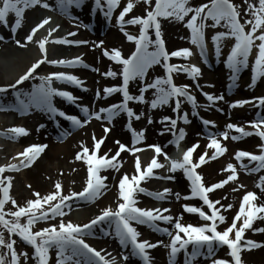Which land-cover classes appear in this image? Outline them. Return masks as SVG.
I'll return each mask as SVG.
<instances>
[{"label": "snow or ice", "instance_id": "6c2138e0", "mask_svg": "<svg viewBox=\"0 0 264 264\" xmlns=\"http://www.w3.org/2000/svg\"><path fill=\"white\" fill-rule=\"evenodd\" d=\"M140 2L146 5V15H135L126 19V14L132 12L136 4ZM120 3L121 0H103V2L102 0H92L91 11L101 12L105 19L110 21ZM245 3L247 7L244 9V13L250 16V19L241 17L240 6L233 3V0H206L205 3H201L198 6L191 5L190 0H154V4L153 0H127L115 19L127 40L135 42V50L127 57H124L118 48H112L110 51L103 49V54L106 57L122 67L117 72L109 66L108 70L102 75L105 77H116L119 75L122 78V83L112 86L106 85L103 88V97L99 88L95 92L97 99L107 98L117 92L123 98L121 101L112 103L107 107H100L99 110L90 108L89 105L83 103H77L81 98L75 96L71 91L56 86L57 83L67 84L87 91L85 81L76 74L57 71L49 72L46 75H38L36 70L45 62L50 65L92 68L91 65H88L82 59L83 54L71 59L48 58L46 43L60 25L57 24L54 28H51L48 36L34 41L37 30L47 25L52 19L50 16H45L31 28L25 37V41L38 44L42 55L14 83L0 86V93H6L11 89L15 97V110L22 115H27L34 110H40L48 114L52 119L57 116L64 118L73 127L86 125L93 117L106 120L110 124L115 117L121 113H126L128 116V124L126 126L133 133V145H136L139 140L144 138L145 129L137 132L132 128L131 121L133 118L139 120L145 116V113L143 111L136 113L133 108L129 107V101L147 103L149 109L170 106L172 107V112L177 115L175 118L168 115L160 117V123L164 124L161 134L165 131L170 132L172 139L168 143L178 147L187 135L185 128L178 127V121H183L184 124L191 123L188 112H182L184 103L191 105L192 115L198 117L199 108L216 107L218 101L224 100V95H215L203 91V86L198 82V77L202 75L199 66L195 64L189 66L170 63V58L172 57L187 59L192 53L189 48H180L171 52L167 50L162 35L160 18L184 22L191 32V43L199 48L205 63H207V44L204 30L209 26H220L223 21L228 31L213 33L211 40L217 56L221 54V42L223 39L234 38L235 40L225 60V65L230 69L229 87L237 86L241 69L249 66V56L254 47L257 52L251 65V83L248 87H255L258 79L264 77V0H258V3L245 0ZM86 4L87 0H55L54 4L48 3V0H0V23L8 26L9 14L14 13L15 21L11 23V31L14 34L22 23L25 10L39 5L45 9L56 10L62 15L69 17L77 29L81 26L88 28L89 25H81L78 18L71 11L73 6L80 9ZM186 17L188 19H185ZM209 20L212 21L211 25L207 23ZM126 24L139 25V35L127 32L124 28ZM248 25H250V28L246 30ZM149 29L154 30V40L149 34ZM75 35L76 31H70L65 37L54 38V42L68 45L89 44L87 40L68 38ZM2 38L0 37V39ZM257 40L259 41L258 44L256 43ZM15 42L19 46H25L20 40ZM103 43V41H99L92 46L102 47ZM150 46H152L151 50ZM155 65H162L165 75L155 76L149 82L148 72ZM93 70L99 72V69ZM181 72L186 73L190 79L196 82V88L206 98L207 104L202 105L197 101L196 96L189 91L192 87L191 85L175 83L173 73ZM37 79L39 83H33L30 89L25 90L22 87L24 82ZM136 79L141 82L138 86L139 94L133 95L129 91V83ZM150 89L154 90L152 99L146 100L145 93ZM56 97L76 105L84 118L81 119L75 114L66 113L57 107L55 103ZM253 102L257 106L264 108V96L236 99L230 101L228 107L235 108ZM218 110L223 112L222 108H218ZM200 119L206 127L208 125L215 126L216 124L213 120L203 117H200ZM147 120L148 123H153L151 115L147 116ZM245 123L251 126L252 131L229 120L223 131L218 133L209 132V143L205 152L200 154L198 159L194 158L193 153L198 148L199 141L187 147L179 158L169 156L159 144L148 145V147L154 149L155 154L146 165L142 163L139 156H136L135 173L131 177L125 173L119 180L118 199L120 202L117 203L115 209L111 206L103 208L98 215L94 216L86 224L73 223L70 220L65 221L63 219L66 215L64 209H70L73 200L92 201L99 198L108 190L107 177L100 175L101 170L109 168L118 170L122 166L121 160L118 159L122 151L127 150L130 153H136L141 149L134 146L129 147L116 140L114 143L118 145V148L113 155L109 156L111 149L103 153V155H98L102 144L106 140L107 133L110 131V128L104 125L105 136L97 139L95 133H93L94 144L91 152L88 146L80 142L81 150L75 154L76 160H84L88 165L85 185L81 191L69 190L68 194H64L62 183L57 181L54 185L55 191L44 196L34 192L33 195L36 198L27 200L21 206L9 194L13 178L4 175V173L6 170H19L20 167L30 166L47 145L32 144L26 147L23 152L17 153V156L21 158L19 163L0 165V264H29L30 260H34L35 264H49V253L50 249L53 248L56 249V264H117L116 256L105 252L103 249L97 250L85 239L86 236L94 234L93 229L97 225L105 222L114 226V235L122 249H126V251L121 252V257L124 261H127L130 257H138L143 264H153V258L149 250L155 249L157 246H163L167 249L168 264H177V258L181 253L183 254V264H199L201 258L206 259L208 264H244L241 257L242 249L251 250L264 246L261 242L246 239L244 235L248 229L254 232H264V228L253 227L254 221L258 219L264 220V203H258L259 197L257 193L253 191L245 192L240 201L239 209L231 218V223H228V217L225 213L233 205H225L220 203L219 200L211 199L210 193L215 189L222 188L229 181H235L238 178L236 165L229 162L221 171L230 172V174L225 179L210 185L205 184L202 174L197 169L206 163L207 160L215 159L227 152L226 145L221 143V140L217 138L218 136L224 140L231 138L237 141L255 134L264 141V116L257 113L256 119ZM43 127L45 125L40 124L37 130ZM28 131L23 126H13L7 132L0 133V135L14 139L20 135H27ZM233 131L237 134H232ZM62 134H67V130H64ZM207 148L214 149L211 156L208 155ZM257 148L259 149L258 153L241 149H237L234 153V158L240 162V168L248 173H258L264 170V143L257 145ZM161 154L168 162L169 173H175L178 170L183 171L186 178L190 181V193L173 192L169 187H164L162 190L154 192L142 186V182L151 178L175 179L174 175H159L154 171L165 167V164L159 162L157 158ZM244 158H248V164L243 163ZM253 162L254 166L250 167L249 165H253ZM240 187H244V185H240ZM256 187L264 192V175L259 176ZM233 191H236V189H233ZM139 193H145L157 200H167L169 196H174L177 201L199 198L209 211H205L202 206L184 203L181 205L184 212L198 214L203 223L184 222L183 212L174 215L170 207L138 206L137 195ZM9 201L15 207V211L5 210V205ZM22 217L25 218L24 222H21ZM56 217H60L58 223H48V221ZM40 221L46 222V226L33 230V226ZM238 221H240L239 224ZM161 222L170 225V227L162 226ZM223 224H227V227L221 230L219 226ZM137 225L147 226L156 232L167 235L169 238L168 242L165 243L163 240L151 242L148 239H140L142 234L138 230ZM5 231L8 234L7 239L5 238ZM105 234L108 235L109 233L106 231ZM13 236H19L20 241L30 246L33 251L29 253L26 250H18L16 247L18 241L13 239ZM222 246H227L229 250L228 256L231 257V260L217 256V251Z\"/></svg>", "mask_w": 264, "mask_h": 264}, {"label": "bare ground", "instance_id": "6f19581e", "mask_svg": "<svg viewBox=\"0 0 264 264\" xmlns=\"http://www.w3.org/2000/svg\"><path fill=\"white\" fill-rule=\"evenodd\" d=\"M126 2V0H124ZM240 1V0H237ZM241 2L245 3V0H241ZM146 5L143 2L137 3L136 6L132 11H137L139 13H142L143 15L146 14L145 12ZM87 9H88V1L86 6H83L80 9H77L74 7V10L76 12L78 20L81 22V24H87L89 25V30H78L76 31L77 38H74L76 40H87L89 41V44H86L87 46L81 48L79 45L76 46H70L65 47L62 44L57 45V52L61 53L64 49H68L71 51V53H68L66 56V59L73 58L77 55H82V59L88 64L91 65L92 68L78 66V67H69L72 68L70 70L71 73L76 74L81 79L85 81V85L87 86V91H82L79 95L81 96V99L77 101V103H83L86 105H89L90 108H94L95 110H99L100 107L103 105V98L97 99L95 96V90L96 87V81L102 73L106 72L111 66V68L117 72L120 71L121 65L110 60L106 59L103 56H98V49L97 47H93V41L95 36H98L99 33H105L107 36L105 38V41L110 43V46H117L120 50H123L124 52H127V46H128V40L126 36L122 33L119 27L109 28L105 30L107 27L105 26V23L103 24L102 16L99 15L98 18L93 23L89 22V19H87ZM244 9V8H243ZM141 15V14H140ZM142 15V16H143ZM128 19V18H127ZM68 26V24H67ZM135 25H131L132 28H134ZM166 27L169 29L171 28L170 25L167 23ZM66 34L70 31H75L73 27H67ZM0 37H3L0 39V86L9 84L10 82H6L9 77H11L13 74L19 73L23 68L28 66L32 61V53L34 48L37 46L32 42L25 41L23 39V34L20 30H16V32L13 34L11 31V26H3ZM62 37V36H59ZM71 39V37H68ZM180 38L179 34L176 32L171 31V35L168 37L169 43H172L173 41H178L177 39ZM16 40H20L22 44L25 46H19L16 44ZM104 41V42H105ZM183 42V41H181ZM112 44V45H111ZM107 46H103V49H107ZM112 48V47H111ZM35 57V56H34ZM31 66V64H30ZM67 67V66H64ZM93 69H99V72L93 70ZM179 77H182L184 80L188 79V76L186 73H179ZM157 76L156 66L154 68L150 69L148 72V81L150 82L153 77ZM109 79H117L116 77H107ZM201 84L205 85V89L209 92H213L215 94V89L217 92L224 93V98L229 97V99L226 101V103H229L230 101L236 100L238 98L245 97L243 94L248 93L249 90L245 87V84L243 82H240V89H237L236 87H233L232 90L227 89V84H223L222 79L223 76L220 74L215 75L214 77L208 76L206 73H202V75L198 78ZM141 82L139 79L130 81L129 83V91L133 95H138V86ZM218 83V85H216ZM238 83V82H237ZM66 87L68 91H71L75 96H77L74 93V89L71 85L62 84ZM212 85V86H209ZM217 86V88H214V86ZM154 90H148L145 93L146 100L152 99V93ZM206 91V90H205ZM206 91V92H207ZM259 93V92H258ZM56 104L58 106H61V108H65L67 106V103L63 101L61 98L56 97L55 98ZM133 105V110L136 113L144 112L145 116L141 117L139 120L133 118V124L137 131L139 132L141 129H145L144 131V138L142 140H139V143L146 145L150 141H159L166 149L170 147V144H166V140L168 138V132L165 131L163 134H161V130L163 129L162 124L160 123V113L161 111L166 109V106L162 108L157 109H149L147 103H140L137 101H131ZM71 105V104H70ZM258 107L256 104H245L243 106H238L235 108H229L226 106V104L223 101H218L216 107H211V109H204L199 108L200 112H206L211 113L212 115L209 116L208 119L214 120L216 124H221L222 128L224 129V122L219 120L220 116L227 115L229 118L234 119L235 123L240 124L244 126L247 130L252 131V128L250 125L246 124V121H243L241 119H248L253 120L257 118V113H260L257 111ZM218 108H222L223 112L219 111ZM72 110L74 112H78L79 115L82 117L83 114L81 113L80 109L77 106L72 107ZM229 113L231 114L229 116ZM104 115V114H102ZM151 115L153 118V123H148L147 116ZM215 115V116H214ZM262 115V114H261ZM217 116V117H216ZM60 121L59 128H55L53 125V122ZM26 119V121L23 122L21 126L26 128L27 126H31V123H29ZM103 122H106L107 126L110 128V131L107 133L106 140L102 144L101 149L98 152V155H103V153L108 152L109 149L112 151L109 153V155H113L118 148V145L114 141L119 140L121 142L130 144L129 134L126 132V130L123 128L120 118H114L113 121L109 124L108 121L103 119H96L93 117L90 122L86 125H83L81 128L76 130L75 132L71 133L65 142H62L60 144L55 142V139L60 133H63L64 130L70 131L73 126H71L69 121H65L60 119V117H56L55 119H52L48 114L45 113L42 120L39 122V124L32 129H28L27 135H20L17 138H8L4 135H0L2 138L8 139V141H11L10 143H2L0 142V150L1 152H4L6 150H10V152L6 153V160L7 162L2 163L1 165H5L8 163H19L20 157L17 156V153H21L24 151V146L20 144V147L17 145L18 143H15L16 148L18 151L15 153V148L12 150V141H19L24 140L26 138H31L35 136L42 137V139L46 142L47 147L40 153V155L37 157V160H35L31 166L27 167H20L22 170H6L4 175L11 176L13 181L16 182L15 188L10 189L12 193H17L15 195V200L17 201L18 205L23 206L25 204V200L29 199H35L36 197L33 195L34 192L40 193L41 196H44L50 192L55 191L54 185L57 181H60L62 183V190L64 194H68L69 190L72 191H81L84 187L85 178L87 177V163L84 160H76L75 154L76 152L80 151V142H83L86 146H88L90 152L93 147L92 142V136L93 133H95V136L97 139H99L102 136H105L104 132V125ZM192 127L189 129L188 134L186 135V138H193L195 136L199 137L198 140H200L199 146L201 149L205 152L206 146L209 143L208 141H205L203 137V127L195 122H193ZM40 124L45 125V127L38 129V126ZM7 129H10L9 126H5ZM6 130H0V133L7 132ZM203 129V130H202ZM207 129H205L206 131ZM199 133V135H198ZM236 134V133H234ZM27 139V140H28ZM221 143L226 145L227 152L225 154L220 155L217 159L208 161L206 164L199 167L202 172V176L204 181L209 180L213 178V176H217L221 173H227L228 175L230 172H223L221 169H224L226 165L231 162L234 165H237L238 162L235 160V158H231L232 156V150L234 147H236L238 144L240 146H249V147H256L257 145L264 143L257 135H251L249 137L242 138L237 141H230V140H224L220 139ZM56 144H55V143ZM2 143V144H1ZM33 143V142H31ZM30 145V144H29ZM28 146V145H27ZM239 148L237 149H241ZM49 147H51V150H48ZM197 150V149H196ZM214 149L207 148L208 155H211ZM46 151H48L46 156ZM12 152H14L15 157L12 160ZM43 153V154H42ZM148 154L149 159L152 158V156L155 154L153 151H146ZM45 156V157H44ZM135 158L136 156L132 153H128L126 150L122 151L121 156L118 157L119 160L122 162V166L119 167L118 170L115 169H106L101 170L100 175L107 177V187L108 190L104 192L99 198L92 200V201H86L85 204V214H88L90 216H96L100 213V211L108 206H111L113 209H115L116 205L119 201L118 199V183L123 174L127 173L129 177H131L135 173ZM158 161H160V157L158 156ZM42 160L43 163H42ZM151 160V159H150ZM150 160L141 159L142 163L146 165L150 162ZM240 163V162H239ZM243 163H248V158L243 159ZM74 170V171H73ZM156 171H160L161 175H174V180H165L164 187H169L173 190V192H180L182 194H186L187 190L190 189V181L186 178V176L180 171H176L175 173H165L162 172L160 169H155ZM246 173V172H245ZM225 174V175H227ZM250 174V173H246ZM257 177H253V180L250 182H246L243 180L241 175H238V178L235 181H230L229 187L226 192H223L221 194L216 193V191L212 192L211 199L213 200H219L220 203L227 205L231 198H234V195L237 193V189L233 188L232 186L238 187L242 184H251L255 191L257 192V196L259 197L260 201H264V192L261 191L260 188L256 187V182L259 179V174H256ZM253 176V175H251ZM158 184V180L155 178H151L147 181L142 182L143 187L147 188H155ZM30 185V187H29ZM24 186V187H23ZM164 187H158V190L163 189ZM27 189L30 194L26 193L24 189ZM233 189H236V191H233ZM226 190V188H225ZM186 192V193H185ZM190 193V192H188ZM138 199V206L140 207H149V202L153 200L154 198L145 194V193H139L137 195ZM161 205L159 207H170L172 209V214H179V205L181 202L186 200H179L177 201L174 196H169L167 200H160ZM78 203V200H73L71 202V206H74ZM146 204V205H145ZM47 207V205H45ZM236 207V206H235ZM235 207H233L235 210ZM232 209H228L225 213L228 217V220L230 221L229 212ZM223 211V210H222ZM64 212L66 215L63 217L65 221H72L75 222L77 215L68 212V208L64 209ZM60 220V217L58 219H52L51 221H48V223H58ZM183 221L184 222H192V223H203V221L200 220L199 217L194 216H184L183 215ZM42 223V227L46 226V222L40 221ZM163 226L170 227V225L163 223ZM240 221H238V224ZM99 226V227H98ZM143 225H137L138 230L140 231L142 229ZM264 226V220H256L253 222L254 228H262ZM113 225H110L108 222H105L103 224L97 225L93 229V235H88L85 237L86 241L92 245L93 247L97 248V250L103 249L105 252L110 253L113 255V252L109 250V245L111 243L115 244L117 241L116 236L113 233ZM108 232L109 234L106 235L105 232ZM159 234V232H156ZM155 235V240H162L161 237H158V235ZM234 235V234H233ZM245 238L251 239L258 237L262 241H264V232H254L251 229L246 230L245 232ZM165 242V240H163ZM163 246H157L155 249H151L150 255L153 258V264H168L167 262V255L161 256L160 251L163 250ZM228 249L227 246H222L217 251V256L219 257H226L228 256ZM249 251V252H248ZM103 254V253H102ZM241 257L244 262V264H264V259H261V254L259 251L251 249V250H245L243 253L241 252ZM130 260L133 264H139L138 262H135L132 260V257H130ZM179 260L183 262V255H179ZM203 258L200 259L199 263L202 262ZM263 260V261H262ZM128 264V263H127ZM178 264V262H177Z\"/></svg>", "mask_w": 264, "mask_h": 264}, {"label": "rangeland", "instance_id": "374dc122", "mask_svg": "<svg viewBox=\"0 0 264 264\" xmlns=\"http://www.w3.org/2000/svg\"><path fill=\"white\" fill-rule=\"evenodd\" d=\"M102 2H103V0H102ZM126 2L124 0H121V3H120V5H119V7L117 9H119V8L121 9ZM205 2H206V0H190L191 5H195V6H198L199 4L205 3ZM251 2L252 3H258V0H251ZM48 3L54 4L55 3V0H48ZM90 3H91V0H88V4L89 5H90ZM233 3H235V4H237V5L240 6L241 17L248 18V19L251 18L250 16H248L247 14L244 13V9L247 7V4L246 3L241 2V0L240 1L233 0ZM45 10H52V9H45V8L39 6V5H37L35 7H30L28 9H26L25 12H24V14H23L22 23L20 25L21 32H23V34H24V31L26 30V28H28V26L30 25V23L33 22L39 16L38 14L41 11H45ZM116 10L114 11L115 13H116ZM71 11L76 16L75 10L71 8ZM140 14L142 15V13H139L137 11H132L129 14H126V17H132V16L140 15ZM103 18H104V16H103ZM64 19L69 20L70 18H68L65 15H59V21H58L57 24H59L60 27L54 33H52V36L49 37V40L46 43L47 56H48L49 59H60V58H64V57L68 56L67 54H68V51L69 50L68 49H64L61 53H58L56 46L59 45L60 43L58 44V43L54 42V38H57V34H59V33L64 34V30H66V25L63 22ZM160 19H161V23H162V35H163V39H164V41H165V43H166V45L168 47V50H173V49H176V48H189V49L192 50V52L194 51V44L191 43V41H190L189 29L185 26V23L184 22H179V21H176L174 19H164V18H160ZM185 19H188V17H186ZM8 20H9V25H11V23H13L15 21V14L14 13H10L9 14V17H8ZM69 22H72V20H69ZM114 22L116 23L115 20H114ZM242 22H243V20H242ZM167 23L170 25L171 28L168 29L166 27ZM208 24L211 25L212 24V21L210 20V22H208ZM3 26H5V25L3 23H0V32H1L2 28H3ZM136 27L137 26H135L134 29L132 27H127V28H125V30L127 32H129L130 34H132V33L136 34V31H135ZM247 28H250V25L246 26V30H247ZM171 31L172 32H176L177 34H179V37L180 38L177 39L178 41H173L172 43H169L168 37L171 35ZM223 31H228L227 27L224 26V22L223 21L221 22V25L220 26H217V27H211V26H209V27H207L204 30V32H205V40H206V44H207V53H208V55L211 58L210 60L213 61V63H214L213 64V66H214L213 69L214 70L212 69V70L209 71V74L210 75H215V73L218 71L217 69L220 68V64H222L223 55L225 54L228 46L235 41L234 38H225V39H223L222 42H221V54L219 56H217L216 53H215V49H214V46H213L211 37H212L213 33H215V32H223ZM258 33H259V30H258ZM48 34H49V32L47 33V36H48ZM99 36H100V38H98ZM105 36H107V35L105 33H102V34H99L98 36H95V38L102 40L101 38H103ZM150 36L152 38V35L151 34H150ZM181 41H183V42H181ZM256 43L258 44L259 41L257 40ZM103 44H104V46H107L109 50H111L112 48H118L116 45L113 46L111 44L112 46H110V43L107 42V41H105ZM132 44H133V41H128V46H127V50H126L127 52H128V49H130L132 47ZM62 45L65 46V44H62ZM85 46L86 45H82V47H85ZM150 48H151V46H150ZM120 51L122 53L124 52L123 50H120ZM256 52H257V49L254 47L252 49V52H251L250 57H249V66H251V63L253 61L254 54ZM41 55L42 54L40 53V50H39L38 45H37V47H35L34 50H33L32 59L35 61L36 59L40 58ZM179 60L183 62L182 59H179ZM34 61H32L30 64H32ZM30 64L28 66H26L25 68H23L19 73L15 74V75L13 74L11 77H9L7 79L6 82H10L9 84L14 83L15 80L18 79L19 76L22 75L23 72L26 69H28V67H30ZM155 66H156L157 76L158 75L159 76H164V73H163V70H162L161 65H155ZM201 67L202 68H205V65H201ZM249 70H250V68H249ZM36 71H37L38 75H46L49 72H57V71H65V72H68L69 69L68 68H63V67H53V66H50L49 64H46L45 63V64H43V66H41L40 68H38ZM118 79H119V75L117 76V79L116 80H113V81H111L107 77L100 76V78H98V80L96 81V87H95V89H97V88H100V89L102 88L103 89L109 83L110 84H116V83H118ZM33 83H39V80L38 79L37 80H28V81L24 82V84L22 85V87L25 90H28V89H30V87H31V85ZM56 86L65 89L64 85H62V84L57 83ZM18 87H21V86H18ZM74 92L77 93L78 90H75V88H74ZM9 95H10L9 92H6V93H3V94L0 95V107L5 106L3 104H7L8 101L9 102L11 100L13 101V97H10ZM198 97L199 96H196V98H198ZM200 98H201L200 99V101H201L202 100V97H200ZM170 109H171V107L170 106H167L166 109L162 112L161 116H163L165 112L166 113H169L170 112ZM67 111H69V110H67ZM183 111H187L188 112V114H189V120L191 122L194 120L196 123H199V122L201 123V121H200V117L201 116L207 118V115H205L204 112L201 113V114H199V116L196 117V118L193 117L192 111H191V105H189L188 103H185V105L183 106L182 112ZM43 115H44V112H42L40 110H34V111H31L29 114H27L26 117H23V120L25 118L30 119V121L32 123L31 126L33 127V126H37L39 124V122L42 120L41 117H43ZM6 117H9V118L11 117L12 120H13L12 125L13 124L15 125V122H17L19 120L20 115H18L16 112H12V115L11 116H7L5 113H0V119L1 118L4 119ZM185 125L189 126V125H191V123L185 124ZM213 133H215V132H213ZM63 137L60 136V137L56 138V141L58 143H60L62 140H64ZM195 139L196 138L194 137L191 140H195ZM22 141H21L22 144H24V143L26 144V143H29V142H32V141L41 142L42 139L41 138H38V137H34L32 139H29L28 141H26V140L25 141L22 140ZM12 147H14V144H12ZM245 149H248V148H245ZM48 150H51V147H49ZM8 152H10V150ZM47 153H48V151H46V156H47ZM1 154H3V152ZM4 154H5V152H4ZM5 157H6V155L4 156V161H5ZM43 161L44 160H42V163H43ZM2 162H3V160H0V164ZM237 172H238V175H242L243 180H246L247 182H250L251 180H253V177H255V178L257 177V175L250 176V175L244 174L243 172H241L239 170ZM261 175H264V170H262L259 173V176H261ZM223 176H225V174H219L217 176H213V178L207 180L205 183L209 184L210 182H214L216 180H219L221 178H224ZM158 181H159V185L162 187L163 184H164V182H165V180L158 179ZM15 184H16V182L12 180V186H11L10 189L15 188L16 187ZM229 184H230V181H229V183L224 188H222V190L218 191V194H221L223 192H226L227 189H228V187H229ZM240 184L241 185H244V187H240L239 186V188H238V187L232 186L233 188H236L237 189V193H236V195H234V198H231V200L229 201L228 204L234 205V203H236L238 197L240 196V192L243 189L244 190H248L247 188H253L250 184H242V183H240ZM225 188H226V190H225ZM150 190H152V189H150ZM24 191L26 193L30 194L29 191H27L26 188L24 189ZM9 194L15 199V195L17 193H12L11 190H10ZM26 201L27 200H25V203H26ZM150 203H151L150 204L151 207H159L158 205H159L160 201L157 200V199H153L152 201H150ZM258 203H264V202L263 201L262 202L261 201H258ZM85 204H86V201L85 200H78V203L76 205L70 207V209L68 208V212L70 211V213H73V214H75V215L78 216V217H76L74 223L86 224V223H88L94 217V216H90V215L84 213L85 212V207H86ZM231 209L232 210H230L229 215L233 211L234 208L232 207ZM5 210L6 211L7 210L15 211V207L9 201L5 205ZM181 210H182V208H180V206H179V213L182 212ZM54 219H58V217H56ZM24 220H25V218L22 217L21 218V222H24ZM222 226H221V228H222ZM40 228H43L41 222H38L36 225L33 226V230H38ZM262 228H264V226ZM140 232L142 234L141 237H140V239H148L151 242L153 241V238H154L153 236L155 235V231L154 230H152L151 228H149L147 226H142V229L140 230ZM165 236H166L165 234H162V237L161 236L160 237L161 238H165ZM5 238L6 239L8 238V234H7L6 231H5ZM250 240H254V241L261 242L262 245H264V241H262L258 237L252 238ZM19 241H20V239H19ZM118 245H119V241L117 239V242L115 244L111 243L108 248H109V250H111L113 252V255L116 256L117 263L124 264L126 261H124L122 259L121 252L122 251H126V249H122V247H119ZM21 246H23V245L20 244L19 242L16 245V247L18 248V250H25V249H22ZM253 249L259 251L260 254H261V259H264V246H261L259 248H253ZM243 251H245V249H242V253H243ZM49 255H50V260H49L50 264H56V249L55 248L50 249ZM133 258H135V257H133ZM205 260H203L201 264H206V261ZM29 264H35V261L34 260H30L29 261Z\"/></svg>", "mask_w": 264, "mask_h": 264}]
</instances>
